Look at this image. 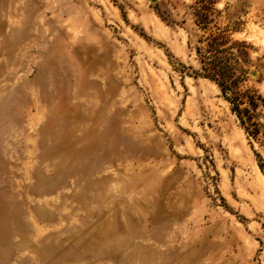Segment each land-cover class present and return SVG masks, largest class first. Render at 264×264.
I'll return each mask as SVG.
<instances>
[{
  "label": "rangeland",
  "instance_id": "obj_1",
  "mask_svg": "<svg viewBox=\"0 0 264 264\" xmlns=\"http://www.w3.org/2000/svg\"><path fill=\"white\" fill-rule=\"evenodd\" d=\"M217 32L255 138L194 72ZM0 264H264V0H0Z\"/></svg>",
  "mask_w": 264,
  "mask_h": 264
},
{
  "label": "trees",
  "instance_id": "obj_2",
  "mask_svg": "<svg viewBox=\"0 0 264 264\" xmlns=\"http://www.w3.org/2000/svg\"><path fill=\"white\" fill-rule=\"evenodd\" d=\"M210 9L211 5L209 4L193 7L191 11L194 17L193 21L199 28L204 30L210 28L209 24L212 22V18L209 17ZM227 43V37L221 32L209 33L204 38H197L193 44L189 39L188 47L194 49L195 59L199 66L194 72L217 84L244 131L247 135H252L255 138L259 132L256 127L259 113L255 111L254 96L246 91L237 90L239 80H242L241 77L247 72V69L243 68V65L248 62L247 52L239 51L235 55L231 51L234 45H244V41H233L230 45ZM188 67L191 68V66ZM245 100L246 105L240 107ZM252 125L254 127L250 129Z\"/></svg>",
  "mask_w": 264,
  "mask_h": 264
}]
</instances>
